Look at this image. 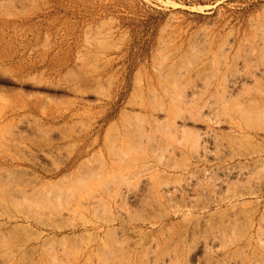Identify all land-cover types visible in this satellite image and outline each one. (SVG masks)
<instances>
[{
	"label": "rangeland",
	"instance_id": "374dc122",
	"mask_svg": "<svg viewBox=\"0 0 264 264\" xmlns=\"http://www.w3.org/2000/svg\"><path fill=\"white\" fill-rule=\"evenodd\" d=\"M0 264H264V0H0Z\"/></svg>",
	"mask_w": 264,
	"mask_h": 264
},
{
	"label": "bare ground",
	"instance_id": "6f19581e",
	"mask_svg": "<svg viewBox=\"0 0 264 264\" xmlns=\"http://www.w3.org/2000/svg\"><path fill=\"white\" fill-rule=\"evenodd\" d=\"M213 138V137H212ZM175 187H179V186H174V188ZM171 188V187H170ZM179 189H181V188H179ZM163 190L165 191V192H174L176 189H173V187L171 188V190H168V189H166V188H163ZM178 190V189H177ZM179 191V190H178Z\"/></svg>",
	"mask_w": 264,
	"mask_h": 264
}]
</instances>
